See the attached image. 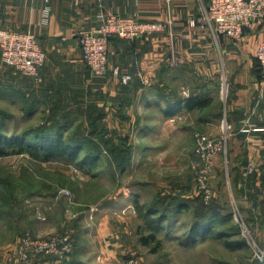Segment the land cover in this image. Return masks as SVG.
Returning <instances> with one entry per match:
<instances>
[{"label":"rangeland","instance_id":"1","mask_svg":"<svg viewBox=\"0 0 264 264\" xmlns=\"http://www.w3.org/2000/svg\"><path fill=\"white\" fill-rule=\"evenodd\" d=\"M260 24L264 25V21ZM231 58L221 52L218 54L215 62L220 72L216 71L214 85L210 82L208 89L204 78L200 82V79L192 77L190 80L186 75L181 77L182 87L170 88L171 100L194 93L212 97L214 102L206 112L183 110L178 114L181 118L174 119L164 114L167 104L152 103L144 105L147 109L137 106L135 120H132L126 118V108L130 105L114 103L110 97H98V94L81 95L79 101L73 100L76 106H69V96H65L66 103L62 102L54 111L51 106L41 104L30 109L26 101H21L15 94L0 91V135L30 137L29 133L41 132L47 124L51 129L55 123L69 121L65 132L84 136L91 133L93 117L100 114L103 115L101 123L109 130L104 131L106 137L115 142L120 137L128 139L133 147V159L131 165L118 174L120 183L125 186L121 190L136 193V202L145 210L155 208L158 215L166 213L168 220L157 233L160 246L156 243L143 246L140 234L148 235L150 230L136 208L135 214L126 217L138 228V241H135L138 249L134 247L129 253H120L117 259L104 264H122L129 257L144 264H264V257L256 263L259 251H264V184L260 180V173L264 171V152L260 148L264 144V131H247V128L238 131L243 121L240 113L230 116L228 112L235 95V78L234 73L224 72V67L239 62L238 58ZM121 72L119 76L126 75ZM121 83L126 85L122 80ZM140 109L141 115L137 114ZM114 110L113 118H109ZM116 125L125 131H113L112 127ZM142 125L151 128L140 130ZM253 136H261L258 137L259 144L247 140L254 139ZM202 137L219 149L214 154L208 149V155H213V165L204 183L201 175L206 161L199 153ZM100 159L102 162L88 171L72 162H43L28 153L18 154L13 150L0 157V262L4 256L9 259L16 255L18 264H23L19 242L26 235L40 241L69 237L75 249L72 235L59 232L66 228L68 217H72L71 206L79 198L82 204L78 208L86 213L79 216L81 225L78 224L86 231L92 230L96 227L91 223L96 222L95 208L118 190L106 151ZM63 184L65 188H61ZM131 184L134 188L127 187ZM206 192L210 194L209 199ZM201 204L215 210L200 218L197 209ZM216 211L231 218L227 223H216L215 233L225 237L215 238L214 235L191 244L187 237L192 225L196 221L210 222ZM88 213L93 214L92 220L89 216V222ZM52 226L55 227L53 230ZM185 240L190 245H184ZM239 240L246 241L245 248L232 250L226 245V241ZM90 242L94 240L90 238ZM37 258L42 257H35L28 264ZM91 258L88 256L87 260Z\"/></svg>","mask_w":264,"mask_h":264},{"label":"crops","instance_id":"2","mask_svg":"<svg viewBox=\"0 0 264 264\" xmlns=\"http://www.w3.org/2000/svg\"><path fill=\"white\" fill-rule=\"evenodd\" d=\"M207 5L208 0H49L48 3L46 0H0V29L34 33L47 53L38 80L23 77L5 66L0 53V91L15 94L26 101L30 109L41 104L51 106L54 111L62 102L66 103L65 96H69V106H74L81 95L98 94V97H110L114 103L130 105L126 108V118L135 120L137 106L139 109L152 103L165 105L171 97L170 88L183 86V75L190 80L192 77L200 79V82L204 78L207 89L210 82L214 85L215 73L220 72L215 60L221 52L239 60L224 67V72L234 73L235 95L228 112L230 116L240 113L243 121L238 131L246 128L247 131H264V90L255 57L258 46L264 41V25L254 24L238 42L223 36L214 37L203 20ZM108 14L136 15L141 21L163 22L166 30L135 40L110 41L108 74L94 79L83 61L80 39L86 33L98 31L101 16ZM193 21L196 26L192 25ZM115 69L131 75L133 80L123 85ZM114 112L116 110L110 112L109 118H113ZM140 113L141 109L137 114ZM178 114L174 119L181 118ZM150 128L142 125L140 130ZM112 130L125 131L119 125ZM253 137L247 140L259 144L261 136ZM260 148L263 153L264 144ZM121 183L117 182L118 190L112 197L95 208L96 222L91 223L96 227L92 230L80 228L79 216L86 213L78 208L80 203L71 206L72 217L68 219L72 222L68 221L66 230L59 229L72 235L75 241V249L66 262L42 257L31 264H104L117 259L120 253H129L134 247L138 249L135 243L138 228L129 219L136 213L137 194L123 192L121 189L125 186ZM127 187L134 188V184ZM93 214L88 213V222ZM90 238L93 243H89ZM88 256L93 258L87 260ZM0 264H18L16 255L9 259L4 256Z\"/></svg>","mask_w":264,"mask_h":264},{"label":"built area","instance_id":"3","mask_svg":"<svg viewBox=\"0 0 264 264\" xmlns=\"http://www.w3.org/2000/svg\"><path fill=\"white\" fill-rule=\"evenodd\" d=\"M48 2L49 0H46V3ZM101 19L102 25L98 31L86 33L80 39L83 61L95 77H104L108 73V44L112 38L135 40L166 30V25L161 22H142L137 16L102 15ZM203 20L214 37L223 36L238 42L243 39L247 29L264 21V0H208ZM192 25L196 26L195 21ZM0 53L5 66L23 77L40 79L47 61V53L34 33L0 29ZM255 57L262 73L260 85L264 90V41L258 46ZM115 74H120L118 69ZM131 79L129 74L121 75L124 84L130 83ZM201 139L199 153L206 161L205 171H202L201 175V182L204 183L213 165V155L208 153L211 151L214 154L219 149L214 148L213 143L206 137ZM209 197L210 194L207 193L206 198ZM73 251L74 245L69 237H53L40 241L36 237L26 235L19 242L20 260L23 264H28L39 256L62 262L68 259ZM263 257L264 251H259L258 258L262 260ZM122 264L144 263L129 257Z\"/></svg>","mask_w":264,"mask_h":264},{"label":"trees","instance_id":"4","mask_svg":"<svg viewBox=\"0 0 264 264\" xmlns=\"http://www.w3.org/2000/svg\"><path fill=\"white\" fill-rule=\"evenodd\" d=\"M116 39L120 38H112L110 41ZM257 65L259 67L258 62ZM259 71L260 78L262 79L260 68ZM213 102L214 101L212 97H206L195 93L186 98H180L176 96L174 100L168 99V103H166L168 106L165 108L164 114L167 117H173L183 110L187 112L199 111L203 113L212 106ZM102 119L103 115H95L91 122V133L84 136H80L78 133L69 135L67 132H65L67 131L66 125L69 121H61L62 123L53 124L54 127L51 129L57 128L55 131H52L49 127H47V124L40 130L41 132L33 131L32 133H29L30 137H24V135H15L11 137H8L5 134L0 135V157L8 155L10 150H13L18 154L28 153L29 155L38 160H42L43 162L67 161L79 165V167L83 170L91 171L102 162L100 156L106 151L110 158L108 163L111 167L112 177L117 183L120 176L118 174L124 172L126 168L132 163L133 147L126 138L120 137V139L115 142V139H109L106 137L107 135L104 131L109 130L104 128L103 123H101ZM84 152L85 154H83ZM263 172L260 173V180L262 184H264ZM61 186L59 187H66L64 184ZM78 200L77 203L82 204V202ZM136 208L138 209V213L143 218L146 227L150 230L148 235L140 234L141 244L143 246L149 247L152 243H156L157 247L160 246L157 233L161 231L163 223L168 220L166 213L158 215V210L155 208H150L147 211L137 202ZM212 208L213 207L201 204L197 209V216L204 218L208 213H210L211 210H215ZM230 219V216L223 217L219 211H216L210 222H206L204 220L201 222L196 221L188 233L187 238L189 240H187L192 241L190 242L191 244H195L198 241H205L207 238H210L214 235L215 238H224V234L215 233L216 223L224 224ZM188 241L185 240L182 243L188 246L190 245ZM226 245L229 249L236 250L245 248L247 243L244 240L226 241ZM153 251L156 252L157 249L154 248ZM68 259L62 262H66ZM257 262H260L259 258L256 259V263Z\"/></svg>","mask_w":264,"mask_h":264},{"label":"water","instance_id":"5","mask_svg":"<svg viewBox=\"0 0 264 264\" xmlns=\"http://www.w3.org/2000/svg\"><path fill=\"white\" fill-rule=\"evenodd\" d=\"M98 36H100V34H98Z\"/></svg>","mask_w":264,"mask_h":264}]
</instances>
